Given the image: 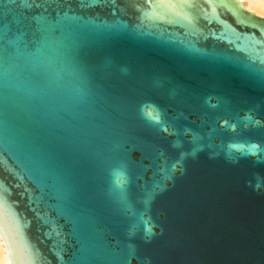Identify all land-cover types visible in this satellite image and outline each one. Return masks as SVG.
<instances>
[{"label":"water","instance_id":"95a60500","mask_svg":"<svg viewBox=\"0 0 264 264\" xmlns=\"http://www.w3.org/2000/svg\"><path fill=\"white\" fill-rule=\"evenodd\" d=\"M136 2L0 0V170L28 176L40 220L57 203L53 182L66 196L58 210L70 214L80 245L71 264H127L129 243L130 264H264V162L232 163L224 152L229 141L264 145V127H239L249 111L264 122V74L238 69L264 65V26L225 22L213 3L218 29L155 39L128 25ZM146 102L174 134L142 117ZM181 152L189 154L173 171ZM115 167L127 173L128 201L156 225L150 241L127 235L135 218L111 191Z\"/></svg>","mask_w":264,"mask_h":264},{"label":"clouds","instance_id":"9594fccd","mask_svg":"<svg viewBox=\"0 0 264 264\" xmlns=\"http://www.w3.org/2000/svg\"><path fill=\"white\" fill-rule=\"evenodd\" d=\"M213 3L216 4L217 15L225 22L236 24L241 18H246L252 23L264 26V18L257 19L250 16L243 6L242 0H137L133 4L135 15L131 23V30L137 34H146L155 39H160L164 33L173 30L184 32L192 28H219L221 27L213 19L209 22L208 14L211 12ZM185 54L190 58L201 60H214L215 57L201 56L191 49H186ZM242 77L261 76L264 74V65L254 64L251 67L238 68ZM125 73L127 69H122ZM207 104L215 108L217 102L209 96ZM141 115L147 121L159 125L161 131L166 134H174L173 130L164 123L163 115L158 105L146 102L140 107ZM239 127H264V122L255 117L252 112H246L239 117ZM221 128L236 133L238 125L236 121L222 119L219 121ZM185 134L191 132L185 129ZM194 138V133H192ZM196 138L199 139L198 134ZM181 142L175 141L173 147H180ZM225 157L232 163L238 158H255L258 162H264V145L256 140L229 141L224 146ZM3 153H10L7 143ZM189 153L181 152V159L172 165L173 171L181 164ZM195 153H192L194 155ZM20 166L30 168L28 161L20 159ZM20 171V168H17ZM23 180L18 179L6 170H0V264H71L73 251L79 250L71 228L70 214L60 212L58 209H67L66 196L57 194L53 182L52 199L57 203L47 210L41 209L42 214L46 212L47 219L40 220L32 212L33 205L29 203V189L35 194L36 189L31 184L28 176L21 172ZM111 191L124 207L126 214L135 219L130 224L127 235L131 238L137 232H143V239L150 241L155 235V223L150 215L145 212H137L127 199V185L129 182L127 173L123 167H115L110 172ZM154 187H160L154 185ZM145 208L150 206V199L142 201ZM128 262L134 258L135 246L129 243L127 246ZM7 253L5 259L4 253ZM147 264L150 261L147 260Z\"/></svg>","mask_w":264,"mask_h":264},{"label":"bare ground","instance_id":"6f19581e","mask_svg":"<svg viewBox=\"0 0 264 264\" xmlns=\"http://www.w3.org/2000/svg\"><path fill=\"white\" fill-rule=\"evenodd\" d=\"M243 6L248 12H251L257 16H264V0H242ZM5 259H7V253H4Z\"/></svg>","mask_w":264,"mask_h":264},{"label":"rangeland","instance_id":"374dc122","mask_svg":"<svg viewBox=\"0 0 264 264\" xmlns=\"http://www.w3.org/2000/svg\"><path fill=\"white\" fill-rule=\"evenodd\" d=\"M264 17V16H263Z\"/></svg>","mask_w":264,"mask_h":264}]
</instances>
